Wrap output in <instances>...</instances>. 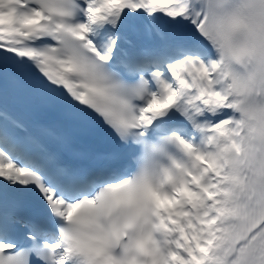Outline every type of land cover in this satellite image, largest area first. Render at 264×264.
Listing matches in <instances>:
<instances>
[{
	"label": "snow or ice",
	"instance_id": "snow-or-ice-1",
	"mask_svg": "<svg viewBox=\"0 0 264 264\" xmlns=\"http://www.w3.org/2000/svg\"><path fill=\"white\" fill-rule=\"evenodd\" d=\"M0 264H264V0H0Z\"/></svg>",
	"mask_w": 264,
	"mask_h": 264
}]
</instances>
